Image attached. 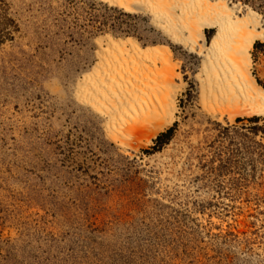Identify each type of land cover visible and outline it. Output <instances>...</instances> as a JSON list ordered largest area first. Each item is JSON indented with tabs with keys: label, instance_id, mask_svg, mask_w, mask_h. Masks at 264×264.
<instances>
[{
	"label": "rangeland",
	"instance_id": "374dc122",
	"mask_svg": "<svg viewBox=\"0 0 264 264\" xmlns=\"http://www.w3.org/2000/svg\"><path fill=\"white\" fill-rule=\"evenodd\" d=\"M2 1L0 264H264V132L253 130L264 119L206 112L201 57L150 13L101 0ZM228 1L240 15L256 11ZM215 33L206 30L208 43ZM107 35L169 47L187 84L176 120L127 150L78 100ZM258 42L253 72L264 86Z\"/></svg>",
	"mask_w": 264,
	"mask_h": 264
},
{
	"label": "bare ground",
	"instance_id": "6f19581e",
	"mask_svg": "<svg viewBox=\"0 0 264 264\" xmlns=\"http://www.w3.org/2000/svg\"><path fill=\"white\" fill-rule=\"evenodd\" d=\"M101 1L150 13L173 40L201 57L196 77L210 115L219 121L264 116V86L254 75L252 54L264 39L260 13L249 8L240 15L228 0ZM209 28L216 29L211 43ZM97 43L98 60L80 82L78 100L105 119L107 137L127 150L176 120L187 84L169 47L145 48L137 39L111 35Z\"/></svg>",
	"mask_w": 264,
	"mask_h": 264
},
{
	"label": "trees",
	"instance_id": "16d2710c",
	"mask_svg": "<svg viewBox=\"0 0 264 264\" xmlns=\"http://www.w3.org/2000/svg\"><path fill=\"white\" fill-rule=\"evenodd\" d=\"M233 2H241L245 5H250L251 7H253V9H255L256 11H258L259 13H263L264 14V0H231ZM5 10V5H3V1L0 0V12ZM114 10H120L118 8H115ZM1 20L0 19V26H1ZM7 38H9V35L6 31V29L0 28V45L1 43H3ZM259 45H262L261 42L256 43L255 47L257 48ZM253 123H258L260 120L264 119V117L261 116H253L251 118H249ZM242 119H238V121H241ZM261 129L264 132V127L259 126V125H255V127H253L254 133L257 134L259 132H261ZM173 131L174 128L171 127L166 131L161 132L157 138L155 139V145H154V150L160 149L165 143H168V141L172 138L173 136Z\"/></svg>",
	"mask_w": 264,
	"mask_h": 264
}]
</instances>
